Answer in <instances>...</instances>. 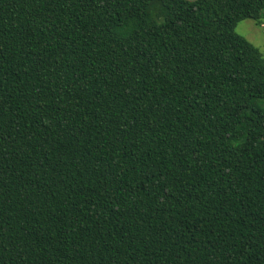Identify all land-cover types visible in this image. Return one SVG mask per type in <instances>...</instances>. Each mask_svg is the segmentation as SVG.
I'll return each instance as SVG.
<instances>
[{
    "label": "trees",
    "instance_id": "16d2710c",
    "mask_svg": "<svg viewBox=\"0 0 264 264\" xmlns=\"http://www.w3.org/2000/svg\"><path fill=\"white\" fill-rule=\"evenodd\" d=\"M264 0H0V264H264Z\"/></svg>",
    "mask_w": 264,
    "mask_h": 264
},
{
    "label": "rangeland",
    "instance_id": "374dc122",
    "mask_svg": "<svg viewBox=\"0 0 264 264\" xmlns=\"http://www.w3.org/2000/svg\"><path fill=\"white\" fill-rule=\"evenodd\" d=\"M234 30L238 34L244 36L254 46H256L259 49L262 57L264 58V24L260 25L256 23L253 19L247 18L240 20L236 24Z\"/></svg>",
    "mask_w": 264,
    "mask_h": 264
}]
</instances>
